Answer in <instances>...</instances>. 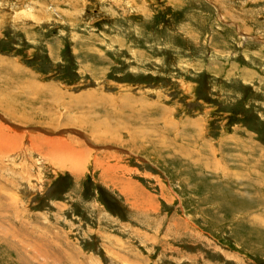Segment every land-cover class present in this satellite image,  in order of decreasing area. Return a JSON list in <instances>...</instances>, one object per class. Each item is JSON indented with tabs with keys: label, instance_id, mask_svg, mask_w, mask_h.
<instances>
[{
	"label": "rangeland",
	"instance_id": "1",
	"mask_svg": "<svg viewBox=\"0 0 264 264\" xmlns=\"http://www.w3.org/2000/svg\"><path fill=\"white\" fill-rule=\"evenodd\" d=\"M2 96L0 264H264V0H0Z\"/></svg>",
	"mask_w": 264,
	"mask_h": 264
},
{
	"label": "bare ground",
	"instance_id": "2",
	"mask_svg": "<svg viewBox=\"0 0 264 264\" xmlns=\"http://www.w3.org/2000/svg\"><path fill=\"white\" fill-rule=\"evenodd\" d=\"M15 70H17V69H15ZM7 78H9V79H12L11 78V76H9L8 75V77ZM14 79H16V78H14ZM25 91V90H24ZM26 91H28V90H26ZM4 93V92H3ZM1 102H0V108L1 109H3V111L4 112H7V113H13V112H16V117L17 118H19L20 119V116H17V111H19L20 110V108L22 109V110H24V107L25 108H27V105H25L24 103H19L18 105H14V104H11V102H9V104H6L3 100H4V97L2 96L1 98ZM19 102V101H18ZM7 107H6V106ZM13 106H15L14 108H13ZM30 106V105H29ZM17 110V111H16ZM14 114V113H13ZM23 119V118H22ZM23 121H24V119H23ZM5 128L4 126H1L0 125V136H1V138H0V151L2 150V148H5V147H7V143H8V140L7 139H5V136H4V131H3V128ZM9 137V136H8ZM39 141H41V148H42V145H43V143L46 145V146H48V147H50L51 149H55L56 150V152L57 153H60L61 151H63V150H66V149H68L67 150V152L70 150V151H72V152H69L70 154H68V153H66L67 155H71V154H73L74 156H79L80 154H81V150L80 149H75V147H74V145H71V143H68V141H66L65 139H44L43 138V140L41 139V140H39ZM35 146V142H32V147H34ZM11 149V148H10ZM55 152V151H54ZM68 157H71V156H68ZM74 158V157H73ZM75 159V158H74ZM76 160V159H75ZM66 161V160H65ZM75 162V161H74ZM62 163V162H61ZM72 163V162H71ZM63 164V163H62ZM41 242V241H40ZM41 244V243H40ZM43 244V243H42ZM42 246V245H41Z\"/></svg>",
	"mask_w": 264,
	"mask_h": 264
}]
</instances>
